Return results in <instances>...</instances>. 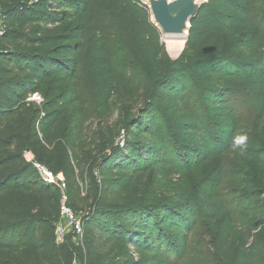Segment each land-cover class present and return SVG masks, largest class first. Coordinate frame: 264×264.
Here are the masks:
<instances>
[{"label":"trees","instance_id":"trees-1","mask_svg":"<svg viewBox=\"0 0 264 264\" xmlns=\"http://www.w3.org/2000/svg\"><path fill=\"white\" fill-rule=\"evenodd\" d=\"M0 22V233L27 232L16 243L2 241L0 250L16 254L19 264H72V253L79 264H179L165 251L162 232L186 231L182 221L171 219L168 208L156 218L152 205L129 194L135 177L157 156L156 148L166 145L157 119L165 101L160 94L173 93L172 106L195 122L188 82L205 78L214 87L200 88L197 82L194 91L223 125L222 134L244 117L236 112L245 110L242 93L256 96L252 103L260 101L262 118L264 0H208L191 22L183 52L164 68L161 33L137 0H0ZM231 49L238 57L229 55ZM243 56L251 65L242 67ZM34 95L44 98L41 110ZM128 103L146 107L142 115L148 119L139 129L143 144L129 141L112 147L110 157L99 156L93 165L103 183L91 184L82 197L90 160L84 126L110 118ZM71 107L67 135L56 147L57 109ZM188 131V141L197 134L202 146L207 143L200 125ZM94 140L102 151L109 147L102 136ZM31 149H39V162L51 172L64 176L68 206L83 224L81 242L74 243L69 233L60 245L61 195L56 189L49 194L38 177L26 180L30 165L22 155ZM114 172H123L127 181L114 179ZM234 194L208 250L184 264H264V187ZM257 199L259 206L248 203Z\"/></svg>","mask_w":264,"mask_h":264},{"label":"rangeland","instance_id":"rangeland-1","mask_svg":"<svg viewBox=\"0 0 264 264\" xmlns=\"http://www.w3.org/2000/svg\"><path fill=\"white\" fill-rule=\"evenodd\" d=\"M137 1L145 4V0ZM200 2L206 4L208 0H200ZM187 40H184L179 51H173L167 48L165 38L161 34L163 54L160 64L163 68L179 58ZM228 53L232 57H238V54H235L232 49ZM240 62L242 67L252 63L244 56L240 58ZM242 73L246 76L247 71L242 70ZM254 77L250 78L254 79ZM197 82L200 88L212 89L214 87L212 81L209 82L205 78L189 80L188 85L192 89L188 97L190 109L197 117L195 122L188 121L184 109L181 110L178 105L172 106L173 93L167 91L160 94L164 96L165 101L162 106L157 108V119L166 138V145L156 148L157 156L152 158L151 166L145 174L135 177L129 191L130 195L138 196L139 201L152 205L156 209L153 212L156 218L161 216L160 209L168 208L171 211V219L177 222L182 221L180 225L186 227V231L171 229L162 232L165 251L167 250L168 256L179 264L187 263L190 257L196 261L198 253L208 250L207 243L211 235L215 236L218 231L224 213L223 209L235 199V192L248 193L264 187V115L262 118L258 117L260 101L256 104L257 109L254 106L255 103H252L256 96L242 93L241 103L246 105L244 106L245 110L237 107L236 112L239 115L243 113L245 118L239 116L235 126L230 127L228 134L225 135L227 132L224 131L221 122L211 115L210 110L198 98L201 97L200 91H194ZM259 84L263 87L260 96L264 101V78ZM33 101L36 108L41 110L44 103L43 96L38 95L37 99ZM73 108L63 110L64 112L57 109L58 119L52 133L56 147L63 144L67 135L65 130ZM145 108L140 106L138 109L132 107L130 103L122 104L118 108L119 111L110 118L94 120L85 124L89 145L84 148V151L90 159L86 161V167H84L86 179L82 185L85 195L89 193L91 184L97 183L100 186L103 183L101 173L93 165L99 156H101L99 160H104L111 156L110 149L112 147L122 148L129 141H133V146H142L145 135L140 134L139 129H144L145 121L148 119V115H142ZM140 117H142L141 120ZM195 124L200 125L204 130L207 143L203 146L197 134L191 136L192 141L187 139L189 137L188 128ZM133 126H135L134 130ZM222 131L225 133L222 134ZM100 136L109 146L103 151L99 148L100 142L94 140V137ZM237 136L247 137L243 149L233 146V140ZM69 141H71L70 137ZM38 151L39 149L36 151L31 149L27 152L31 154L34 163L46 167L44 161L39 162ZM24 156L25 152L22 155L23 160ZM28 168L26 180L38 181L37 172L32 165ZM113 178L124 183L128 176L123 172H114ZM54 190L53 187L46 189L49 194ZM259 202L260 200L257 199L250 200L248 203L259 206ZM62 229H66L64 222ZM26 233L24 230L19 233H0V243L2 241L16 243L18 238ZM190 240L191 244L188 243ZM60 243V245H65L63 240ZM70 249L69 247L67 252L73 251ZM64 253L66 252L64 251ZM135 257L137 256L135 255ZM69 259L72 264H79L75 253H72ZM0 264H19L18 256L0 250Z\"/></svg>","mask_w":264,"mask_h":264},{"label":"water","instance_id":"water-1","mask_svg":"<svg viewBox=\"0 0 264 264\" xmlns=\"http://www.w3.org/2000/svg\"><path fill=\"white\" fill-rule=\"evenodd\" d=\"M144 5L164 38L187 40L191 22L198 17L205 3L197 0H147Z\"/></svg>","mask_w":264,"mask_h":264},{"label":"built area","instance_id":"built-area-1","mask_svg":"<svg viewBox=\"0 0 264 264\" xmlns=\"http://www.w3.org/2000/svg\"><path fill=\"white\" fill-rule=\"evenodd\" d=\"M32 4L37 3L38 0H30ZM37 95L32 97V100H36ZM24 160L27 164L32 165V167L37 172V176L42 184L53 187L60 192V204H59V214H60V223L58 225L57 236L58 241L64 239L67 234H72L74 243L81 242L84 239L83 224L80 218L75 215L68 206L67 199V186L65 178L61 173L54 174L47 167H44L38 163H34L31 154L25 151ZM97 177V174H96ZM82 197L85 196L84 191L82 190ZM63 222L66 225V229L63 228ZM76 264V263H73Z\"/></svg>","mask_w":264,"mask_h":264},{"label":"bare ground","instance_id":"bare-ground-1","mask_svg":"<svg viewBox=\"0 0 264 264\" xmlns=\"http://www.w3.org/2000/svg\"><path fill=\"white\" fill-rule=\"evenodd\" d=\"M197 1L200 2V0ZM145 2H147V0H145ZM184 40H185L184 38H177V39L165 38L167 48L173 51H179L183 46Z\"/></svg>","mask_w":264,"mask_h":264},{"label":"clouds","instance_id":"clouds-1","mask_svg":"<svg viewBox=\"0 0 264 264\" xmlns=\"http://www.w3.org/2000/svg\"><path fill=\"white\" fill-rule=\"evenodd\" d=\"M246 142H247L246 136H237L233 140V146L243 149V147L246 145Z\"/></svg>","mask_w":264,"mask_h":264}]
</instances>
